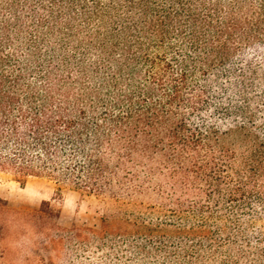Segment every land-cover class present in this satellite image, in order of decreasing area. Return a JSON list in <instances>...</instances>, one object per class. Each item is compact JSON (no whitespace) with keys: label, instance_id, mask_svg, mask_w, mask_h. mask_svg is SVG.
I'll list each match as a JSON object with an SVG mask.
<instances>
[{"label":"trees","instance_id":"obj_1","mask_svg":"<svg viewBox=\"0 0 264 264\" xmlns=\"http://www.w3.org/2000/svg\"><path fill=\"white\" fill-rule=\"evenodd\" d=\"M0 172L117 211L147 198L195 233L243 209L264 179V0H0Z\"/></svg>","mask_w":264,"mask_h":264},{"label":"rangeland","instance_id":"obj_2","mask_svg":"<svg viewBox=\"0 0 264 264\" xmlns=\"http://www.w3.org/2000/svg\"><path fill=\"white\" fill-rule=\"evenodd\" d=\"M242 152L236 146L237 157ZM247 201L243 209L208 218L195 233L199 218H171L147 198L117 211L47 178L21 184L0 172V264H264V179ZM123 220L148 228L124 229Z\"/></svg>","mask_w":264,"mask_h":264}]
</instances>
